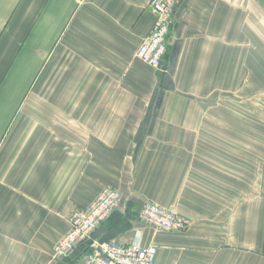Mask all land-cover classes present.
I'll use <instances>...</instances> for the list:
<instances>
[{"label":"crops","instance_id":"0c3cea01","mask_svg":"<svg viewBox=\"0 0 264 264\" xmlns=\"http://www.w3.org/2000/svg\"><path fill=\"white\" fill-rule=\"evenodd\" d=\"M151 0H0V264L55 256L105 187L93 237L159 246L156 264H264V0H183L164 58L135 57ZM153 202L187 230H156Z\"/></svg>","mask_w":264,"mask_h":264},{"label":"built area","instance_id":"2783aa9c","mask_svg":"<svg viewBox=\"0 0 264 264\" xmlns=\"http://www.w3.org/2000/svg\"><path fill=\"white\" fill-rule=\"evenodd\" d=\"M182 0H152L151 10L157 20L153 31L144 38L135 57L158 70L162 67L167 49V38L174 24V12ZM122 194L116 188L105 187L87 208H76L69 217L70 229L57 244L55 256L72 251L79 242L89 239L87 264H156L159 246L144 245L142 236L130 243L117 240H101L93 237L95 230L120 206ZM141 219L155 228L167 232H179L189 227V222L176 211L149 202L140 213Z\"/></svg>","mask_w":264,"mask_h":264},{"label":"water","instance_id":"95a60500","mask_svg":"<svg viewBox=\"0 0 264 264\" xmlns=\"http://www.w3.org/2000/svg\"><path fill=\"white\" fill-rule=\"evenodd\" d=\"M164 71L167 70V66L164 65L163 67ZM160 77L162 78V80L164 81V88H168L170 83H171V76L167 73H161Z\"/></svg>","mask_w":264,"mask_h":264},{"label":"rangeland","instance_id":"374dc122","mask_svg":"<svg viewBox=\"0 0 264 264\" xmlns=\"http://www.w3.org/2000/svg\"><path fill=\"white\" fill-rule=\"evenodd\" d=\"M146 37H147V36H145L144 38H146ZM168 37H169V35H168ZM144 38H143V39H144ZM167 51H168V50L166 49V54H165V56L167 55ZM163 62H164V61H163ZM166 71H167V70H166ZM166 71H162V72H163V73H166Z\"/></svg>","mask_w":264,"mask_h":264},{"label":"trees","instance_id":"16d2710c","mask_svg":"<svg viewBox=\"0 0 264 264\" xmlns=\"http://www.w3.org/2000/svg\"><path fill=\"white\" fill-rule=\"evenodd\" d=\"M168 52V51H167Z\"/></svg>","mask_w":264,"mask_h":264}]
</instances>
